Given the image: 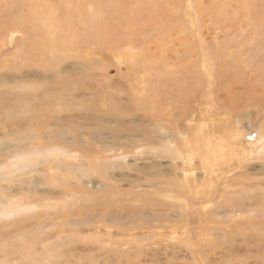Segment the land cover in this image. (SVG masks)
Masks as SVG:
<instances>
[{"label":"rangeland","instance_id":"374dc122","mask_svg":"<svg viewBox=\"0 0 264 264\" xmlns=\"http://www.w3.org/2000/svg\"><path fill=\"white\" fill-rule=\"evenodd\" d=\"M0 264H264V0H0Z\"/></svg>","mask_w":264,"mask_h":264}]
</instances>
